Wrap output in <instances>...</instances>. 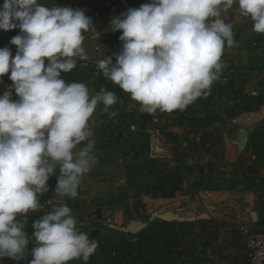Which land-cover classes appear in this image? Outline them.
Instances as JSON below:
<instances>
[{
    "label": "crops",
    "instance_id": "crops-1",
    "mask_svg": "<svg viewBox=\"0 0 264 264\" xmlns=\"http://www.w3.org/2000/svg\"><path fill=\"white\" fill-rule=\"evenodd\" d=\"M40 3L83 9L96 29L95 37L85 33L87 59L61 73L65 82H82L93 95L103 87L118 98L109 109L115 117L109 118L101 104L90 118L96 163L83 176L76 198H64L98 241L88 264H240L242 228L257 229L264 217V34L254 32L251 19L234 4L221 14L233 24L235 39L234 46H225L221 77L185 109L148 114L129 93L106 77L97 80L83 63L107 56L115 61L122 30L113 31L111 20L150 2ZM17 34L19 28L0 29V48L8 47L13 56L17 46L10 40ZM9 76H0V95L13 84ZM12 93L18 99L14 88ZM57 175L59 166L47 182L49 190L55 189ZM43 195L37 211L27 214L25 258L5 257L0 264L32 259V224L41 218Z\"/></svg>",
    "mask_w": 264,
    "mask_h": 264
},
{
    "label": "clouds",
    "instance_id": "clouds-1",
    "mask_svg": "<svg viewBox=\"0 0 264 264\" xmlns=\"http://www.w3.org/2000/svg\"><path fill=\"white\" fill-rule=\"evenodd\" d=\"M234 4L251 19L253 31L264 34V0H151L111 20L113 31L122 30V48L115 61L107 56L97 67L142 112L183 110L221 77L225 46L235 44L233 24L221 14ZM16 28L22 33L10 40L16 54L0 48V76L10 73L13 82L0 95V259L19 261L29 244L27 214L40 207L50 176L59 166L56 195L61 201L76 198L83 176L96 163L90 118L101 104L109 118L115 117L117 112L109 109L118 98L103 87L93 95L86 84L61 77L78 59H87L85 33L97 35L83 9L4 0L0 29ZM32 227L36 243L28 264L76 259L88 264L98 247L63 202Z\"/></svg>",
    "mask_w": 264,
    "mask_h": 264
},
{
    "label": "built area",
    "instance_id": "built-area-1",
    "mask_svg": "<svg viewBox=\"0 0 264 264\" xmlns=\"http://www.w3.org/2000/svg\"><path fill=\"white\" fill-rule=\"evenodd\" d=\"M151 2V0H147ZM97 61H85L83 64L88 68L90 73L97 79L100 80L104 77L103 73L97 67ZM225 80V78H223ZM57 178L54 179V186L56 188ZM51 201V203L49 202ZM65 203L64 198L61 201V198L58 197L54 190H49L48 192L44 193L43 197L41 198V217L50 212L54 206L58 203ZM72 215L75 216L78 220V227L81 231L86 232L91 239L90 230L87 221L84 218L79 217L75 213L72 212ZM245 235V251L243 259L241 260L240 264H264V217L262 220V225L257 229H244ZM34 232V230H33ZM31 247L35 245V239L32 233L31 237Z\"/></svg>",
    "mask_w": 264,
    "mask_h": 264
}]
</instances>
